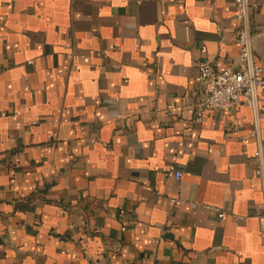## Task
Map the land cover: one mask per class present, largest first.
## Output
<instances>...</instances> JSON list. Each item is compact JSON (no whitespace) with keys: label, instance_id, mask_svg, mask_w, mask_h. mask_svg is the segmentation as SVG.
<instances>
[{"label":"crops","instance_id":"1","mask_svg":"<svg viewBox=\"0 0 264 264\" xmlns=\"http://www.w3.org/2000/svg\"><path fill=\"white\" fill-rule=\"evenodd\" d=\"M236 15L0 0V264H264V121L258 141L251 109L193 95L198 60L237 69ZM254 55L264 69V37Z\"/></svg>","mask_w":264,"mask_h":264},{"label":"built area","instance_id":"2","mask_svg":"<svg viewBox=\"0 0 264 264\" xmlns=\"http://www.w3.org/2000/svg\"><path fill=\"white\" fill-rule=\"evenodd\" d=\"M235 5L236 20L239 23L237 40L240 48L237 69L216 71L211 63L198 60V75L195 80L197 89L193 95L198 110L202 107L208 110H226L239 105L251 109L252 135L259 141L261 122L264 121V108L261 107L259 100L260 91L264 89V69L258 65L254 55L253 41L258 34L253 28L251 13L259 10L261 0H235ZM198 110L196 120L200 121L202 113ZM1 154L0 149V156ZM253 158L256 161L255 175L264 180L262 146L254 153ZM180 176V173H176L177 180Z\"/></svg>","mask_w":264,"mask_h":264},{"label":"water","instance_id":"3","mask_svg":"<svg viewBox=\"0 0 264 264\" xmlns=\"http://www.w3.org/2000/svg\"><path fill=\"white\" fill-rule=\"evenodd\" d=\"M259 37H264V33H262V34H260V35H257V36L254 38V41H253V50H254V48H255V42H256L257 38H259Z\"/></svg>","mask_w":264,"mask_h":264}]
</instances>
